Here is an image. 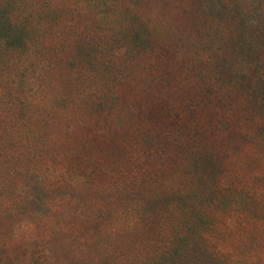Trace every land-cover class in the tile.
<instances>
[{
  "label": "rangeland",
  "instance_id": "rangeland-1",
  "mask_svg": "<svg viewBox=\"0 0 264 264\" xmlns=\"http://www.w3.org/2000/svg\"><path fill=\"white\" fill-rule=\"evenodd\" d=\"M138 14L120 34L113 17L104 55L81 63L80 90L103 94L87 108L102 136L85 185L1 180L0 264H145L175 224L227 256L264 250V0H149ZM13 76L37 111L38 75Z\"/></svg>",
  "mask_w": 264,
  "mask_h": 264
},
{
  "label": "trees",
  "instance_id": "trees-1",
  "mask_svg": "<svg viewBox=\"0 0 264 264\" xmlns=\"http://www.w3.org/2000/svg\"><path fill=\"white\" fill-rule=\"evenodd\" d=\"M148 2L0 0V75H12L0 76V98L6 100L3 95L8 90L14 94L6 110L0 108L2 186L23 185L36 191L40 186L60 190L68 184L85 185L86 164L94 154L91 140L95 134L102 136L97 134L98 129L90 130L93 117L87 108H94L103 94L98 86H92L93 99L90 100L87 98L90 90L85 92L87 86L83 85L80 90L79 75L84 73L81 63L86 56H89L86 60L90 58L92 51L96 52L93 57L97 60V51L104 55L113 39L105 40L102 32L111 26L113 17L124 15L123 21L115 18L120 24L118 34L125 27L133 29L134 16H139L138 12ZM125 16L128 17L125 19ZM159 27H166L165 22ZM13 75H38V94L43 95H38L37 111L21 105L29 100L28 87ZM3 81L9 85L6 89ZM21 95L26 99L19 100ZM36 147L38 162L33 163L35 154L32 153ZM97 152H109V148L99 147ZM65 198L59 202H65ZM38 201L43 202L40 197ZM7 208L0 199V215H8ZM139 221L136 218L130 224L140 226ZM175 226L164 247L154 258L147 257L145 264H264V250L251 252L246 257L232 253L227 256L219 250H209L206 242L195 240L192 232L191 235L180 234L178 224ZM98 238L99 235H92L90 240L97 245Z\"/></svg>",
  "mask_w": 264,
  "mask_h": 264
}]
</instances>
